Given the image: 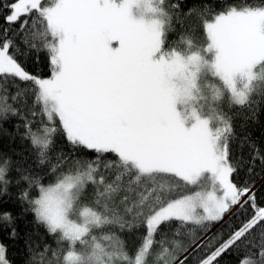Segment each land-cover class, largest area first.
I'll use <instances>...</instances> for the list:
<instances>
[{
    "label": "snow or ice",
    "instance_id": "snow-or-ice-1",
    "mask_svg": "<svg viewBox=\"0 0 264 264\" xmlns=\"http://www.w3.org/2000/svg\"><path fill=\"white\" fill-rule=\"evenodd\" d=\"M0 9V121L16 118L31 149L0 152V234L21 239L30 214L55 241L25 233L24 264H219L230 251L264 264V145L246 130L264 102V3ZM0 264H15L2 240Z\"/></svg>",
    "mask_w": 264,
    "mask_h": 264
},
{
    "label": "trees",
    "instance_id": "trees-1",
    "mask_svg": "<svg viewBox=\"0 0 264 264\" xmlns=\"http://www.w3.org/2000/svg\"><path fill=\"white\" fill-rule=\"evenodd\" d=\"M240 2H245L249 4H260V3H264V0H240ZM0 11H2V9H0ZM177 38L178 37L176 34H173L169 37L170 41H175L177 40ZM28 67L30 71L36 72L37 74H42V75L47 74V69L43 66V64L37 66L30 62ZM255 99H259V98L256 97ZM258 109L259 110L257 113L256 121L253 122L251 119H249L247 122L248 127L246 130L252 134V138L254 140H257L259 143L264 145V102H261L258 105ZM232 112L234 113L239 112L241 114V117L249 115V111L247 108H241L239 106L233 108ZM241 122H242L241 119H236L234 121L237 132L240 131L239 126ZM16 123H18L16 118H10L7 121H0V152L5 153L6 156L11 157L13 161H16L17 159L20 158L17 155V153L24 152L25 155H27L28 152L31 151L30 146L27 144V142H22L20 134L17 133L16 129L13 127V125ZM20 132H23V128L20 129ZM234 150H235V146H234ZM15 176L16 173L13 171L10 174L9 178L14 180ZM9 191L12 194L11 199L14 200L16 193L19 191V189L15 185H13L10 187ZM258 195H264V189H262L261 192L258 193ZM4 199H8V197H5ZM5 207L11 208L14 215L20 211V206L18 203L17 204L9 203L8 205H5ZM225 219H227V217ZM31 220L32 217L29 214L17 222L18 229L21 234V239L17 241H11L8 239L6 235L0 234V240H2L4 243L8 245V256L10 259L15 261V264H24V259L27 256V252L24 247V237H25V233L27 232L33 233L34 240L41 239V237H43V242H46L52 245L53 247H55V241L51 237L46 236L42 230L39 232V234L35 233V229L33 228V225L30 223ZM232 223L237 224L238 221L234 219ZM219 228L220 226L217 225V227L214 228L209 233V235H211L212 233H216ZM223 234L226 235L227 230H225ZM124 238L128 240L129 248L130 249L133 248L134 247L133 238H129L127 234H125ZM237 261H238V255L237 253L232 251L223 254L219 258V264H237Z\"/></svg>",
    "mask_w": 264,
    "mask_h": 264
},
{
    "label": "rangeland",
    "instance_id": "rangeland-1",
    "mask_svg": "<svg viewBox=\"0 0 264 264\" xmlns=\"http://www.w3.org/2000/svg\"><path fill=\"white\" fill-rule=\"evenodd\" d=\"M211 230H213V228ZM211 230H210V232H211Z\"/></svg>",
    "mask_w": 264,
    "mask_h": 264
}]
</instances>
